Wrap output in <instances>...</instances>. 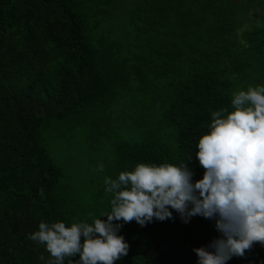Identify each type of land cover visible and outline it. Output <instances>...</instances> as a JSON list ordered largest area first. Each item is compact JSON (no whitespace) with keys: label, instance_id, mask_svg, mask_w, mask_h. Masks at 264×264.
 I'll list each match as a JSON object with an SVG mask.
<instances>
[{"label":"trees","instance_id":"obj_1","mask_svg":"<svg viewBox=\"0 0 264 264\" xmlns=\"http://www.w3.org/2000/svg\"><path fill=\"white\" fill-rule=\"evenodd\" d=\"M112 2L0 0V264L54 259L30 234L41 222L70 227L110 213L114 196L105 178L139 164L179 166L192 156L193 182L200 180L204 169L195 153L211 114L233 111V95L246 90L237 85L240 75L247 79L246 62L219 48L221 40L197 52L199 61L193 52L177 55L175 41L165 42L170 54L151 41L149 57L129 52L117 60L124 44L106 27ZM248 42V52L264 48V28ZM261 73L256 79L264 86ZM120 106L126 117L110 122L108 114ZM109 122L130 132L105 137ZM59 145H68L69 159L53 154ZM102 145L109 152L101 153L99 171L94 154ZM172 211V220L125 224L119 235L130 249L116 264H197L193 249L220 235L215 222L196 216L185 224ZM70 259L79 255L64 264ZM227 264H264V246L254 244Z\"/></svg>","mask_w":264,"mask_h":264},{"label":"clouds","instance_id":"obj_2","mask_svg":"<svg viewBox=\"0 0 264 264\" xmlns=\"http://www.w3.org/2000/svg\"><path fill=\"white\" fill-rule=\"evenodd\" d=\"M231 106L230 113L224 108L211 114L209 132L199 139L200 180L193 182L192 156L179 166L139 164L115 180L105 178V191L114 196L110 213L70 227L41 222L30 234L54 258L46 264H64L77 254L79 260L69 264H116L130 249L119 235L125 224L172 220V210L185 224L196 216L215 222L220 235L193 249L197 264H227L254 244L264 246V86L235 93ZM97 167L103 171V164Z\"/></svg>","mask_w":264,"mask_h":264},{"label":"rangeland","instance_id":"obj_3","mask_svg":"<svg viewBox=\"0 0 264 264\" xmlns=\"http://www.w3.org/2000/svg\"><path fill=\"white\" fill-rule=\"evenodd\" d=\"M108 13L106 27L113 31L112 39L120 40L124 44V51L117 60L125 59L129 52H143V58L149 57L153 52L151 41H161V46H165L170 54L169 44L165 42L175 41L177 55L193 52L194 60L199 61L201 58L196 55L197 52H207L211 43L221 40L219 48L227 49L228 52L234 53L236 58L246 62L244 77L247 79L243 81L241 75L237 76L239 88L247 91L249 87L260 86L256 76L259 73L262 75L261 70L264 72V48L257 54L256 46L249 52L247 49L249 35L264 28L262 0L252 1V4H249L248 0H114ZM138 28L142 30L141 33ZM239 51L248 53L241 56ZM163 52L166 53L164 50ZM131 57H134L133 54ZM108 116L110 122L118 117L120 120L126 117L122 106L115 108ZM110 122L105 124L108 128L105 137L118 139L126 134L125 132H130L125 130L126 126L121 127L118 123L110 126ZM128 123L130 124L129 120ZM66 146L68 145L60 148L59 145L53 154L57 153L61 157L60 160L69 159L71 152L67 151ZM99 149L94 154V157L99 156L97 165L105 163L101 161H104L102 159H105L106 155L101 156V153L107 150L109 152L106 145L100 146Z\"/></svg>","mask_w":264,"mask_h":264}]
</instances>
